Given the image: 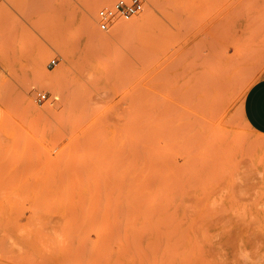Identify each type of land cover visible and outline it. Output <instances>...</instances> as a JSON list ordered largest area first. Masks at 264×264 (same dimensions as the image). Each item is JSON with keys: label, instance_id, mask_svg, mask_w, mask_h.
I'll return each mask as SVG.
<instances>
[{"label": "rangeland", "instance_id": "rangeland-1", "mask_svg": "<svg viewBox=\"0 0 264 264\" xmlns=\"http://www.w3.org/2000/svg\"><path fill=\"white\" fill-rule=\"evenodd\" d=\"M115 1L0 0V264H264V0Z\"/></svg>", "mask_w": 264, "mask_h": 264}, {"label": "built area", "instance_id": "built-area-1", "mask_svg": "<svg viewBox=\"0 0 264 264\" xmlns=\"http://www.w3.org/2000/svg\"><path fill=\"white\" fill-rule=\"evenodd\" d=\"M145 0H116L111 5H106L98 10V28L101 31H109L120 20H127L144 11ZM52 63H56L54 58ZM47 92H39L36 96L38 102H43Z\"/></svg>", "mask_w": 264, "mask_h": 264}, {"label": "crops", "instance_id": "crops-1", "mask_svg": "<svg viewBox=\"0 0 264 264\" xmlns=\"http://www.w3.org/2000/svg\"><path fill=\"white\" fill-rule=\"evenodd\" d=\"M243 114L255 131L264 134V76L257 79L247 90Z\"/></svg>", "mask_w": 264, "mask_h": 264}, {"label": "bare ground", "instance_id": "bare-ground-1", "mask_svg": "<svg viewBox=\"0 0 264 264\" xmlns=\"http://www.w3.org/2000/svg\"><path fill=\"white\" fill-rule=\"evenodd\" d=\"M48 1H49V0H31L32 3H33V2H34V3H35V2H36V3L38 2V3H42V4H43V3H46V2H48ZM108 5H110V2H109ZM231 81H232V80H231ZM228 85H229V84H228ZM219 90H220V89H219Z\"/></svg>", "mask_w": 264, "mask_h": 264}]
</instances>
